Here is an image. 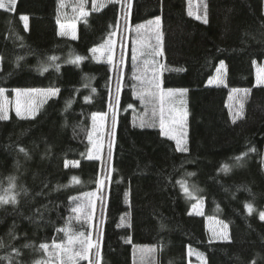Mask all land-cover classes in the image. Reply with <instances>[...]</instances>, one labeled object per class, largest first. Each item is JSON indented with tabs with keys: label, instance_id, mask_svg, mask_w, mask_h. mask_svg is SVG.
Masks as SVG:
<instances>
[{
	"label": "trees",
	"instance_id": "1",
	"mask_svg": "<svg viewBox=\"0 0 264 264\" xmlns=\"http://www.w3.org/2000/svg\"><path fill=\"white\" fill-rule=\"evenodd\" d=\"M77 3L64 0L60 7L58 0H17L14 12L0 10V54L5 57L0 87L10 94L16 88L60 89L35 119H20L11 112L8 121H0V183L7 187L8 178L15 176L28 189V196L17 206L0 208V237L7 242L6 234L15 224V231L27 237L14 241L18 247L26 242L51 243L53 237L59 240L63 233L56 229L71 215L69 197L96 191L91 222L95 229L75 220L72 227L91 231L94 240L102 233V264H133L134 245L155 246L157 264H190L195 259L189 256V248L203 253L207 264H242L252 258L264 264V221L258 218V211L264 210V84L256 80V64L264 61V0H196L199 15L207 5V24L188 15L189 0H131L127 25L118 4L93 12L89 0L85 23L76 18ZM20 15L29 17L27 31ZM157 16L164 55L156 60L167 69L161 77L162 87L188 90L183 107L179 99L175 101L181 112L186 109L188 113V153L175 151V141L160 135L157 125L133 126L134 114L142 111L133 93L137 83L133 48L139 47L140 40L157 45L155 26L147 25ZM58 17L60 22L77 23V39L58 34ZM137 24L146 25L139 37ZM11 28L23 37L24 47L10 36ZM113 30L117 31L114 60L119 64L124 57L119 93L118 73L106 61L91 59L89 51ZM17 55L24 57L19 67ZM53 55L59 57L60 71L50 67L41 74L37 70L40 62ZM74 55L89 58L79 66L65 62ZM220 61L226 65L225 80L209 84ZM138 64L142 67L139 58ZM233 89H249L243 100V118L235 124L232 114L240 110V94ZM69 100L73 103L67 107ZM92 113H104L106 118L100 160L86 158L91 150ZM17 144L30 158L18 151ZM251 146L257 152L249 153L237 166L234 158ZM65 161H79V166L66 168ZM225 164L230 168L227 172ZM187 173L195 175L187 177ZM105 174L110 179L98 189L96 181ZM73 177L79 182H73ZM184 178L201 190L197 195L203 200L202 215H189L196 200H189L177 183ZM246 202L254 206L251 215L244 207ZM38 208L45 220L33 223L28 217ZM207 217L228 225L231 243H209ZM128 238L130 244L125 242ZM39 255L26 249L25 264Z\"/></svg>",
	"mask_w": 264,
	"mask_h": 264
},
{
	"label": "snow or ice",
	"instance_id": "2",
	"mask_svg": "<svg viewBox=\"0 0 264 264\" xmlns=\"http://www.w3.org/2000/svg\"><path fill=\"white\" fill-rule=\"evenodd\" d=\"M89 0H78L74 12L78 14L77 19H83L87 23V17L90 15L89 10L86 8ZM60 7L64 6V0H58ZM108 4L120 5L121 15L124 19L125 25L128 23V19L131 15L132 3L131 0H91V11H99L101 8L107 6ZM189 11L188 15L192 16L193 11L191 9V0H189ZM17 5V0H0V10L7 12H14ZM197 20H200L202 23L207 24L208 21V12L207 5H204V11L202 15H196ZM20 21L23 22V28L25 31L29 27V17L27 15H20ZM57 24L59 25V35L66 36L70 35L73 40L77 39L76 34V24H64L60 22L59 17L57 18ZM117 28L119 26V20L116 22ZM148 26H155L156 35H157V45L152 46L150 42L140 40L139 47L133 48L132 61H133V79L137 82L133 86V93L140 100L141 104L145 108V112L134 118L133 126H139L141 128L145 127H155L158 123L160 129V135L167 137L169 140L175 141V151L180 153H188L189 148L187 146V117L188 113L186 109L182 112H177L175 107V101L179 99L181 107L184 105L183 96L187 93V89H173L168 88L164 89L162 87V74L166 69L163 64H160L156 57H162L164 55L162 37L163 33L160 31L161 18L157 16L154 20L147 22ZM111 27V26H110ZM146 28L145 24L135 25V31L137 36L141 35L142 30ZM117 35V31L113 30L108 34V38L100 45L94 46L89 49L91 53V59L99 60L101 57H106V63L118 73L117 79V93L121 89V81L123 80V65L124 57L121 55L119 64L114 60V48L115 41L113 37ZM10 36L14 41H20V47H24L23 37L19 36L16 33L14 28L10 29ZM98 53L100 55H98ZM89 57L74 55L71 59L65 61L66 63H72L79 66V64ZM138 58L140 64H138ZM5 57L3 54H0V71H2V66ZM23 56H16V65L20 66V61L23 60ZM59 57L53 55L46 58L45 61L40 62L38 66V71L43 74L48 68H54L57 72L60 71V63L57 61ZM151 68V75L149 76V69ZM216 77L212 80H209L208 83L212 84L223 83L225 80L226 74V65L224 61H220L219 67L216 69ZM85 79H88L85 77ZM258 83L264 84V69H261V74L258 76ZM6 89L0 87V121H8L10 119L9 110L6 108L4 101L6 97ZM16 93V103H15V115L20 119H35L38 113V110L42 103L46 102L47 99L56 97L60 93L58 87H49L47 89H14ZM91 91L94 93L96 90L93 88ZM233 93L240 94L237 97L238 103L240 105V110L233 115L232 123H236L237 119L243 118V100L248 96L249 89H233ZM38 94L44 99L39 103H30L28 101L32 100V94ZM27 98L25 103H21V98ZM231 98V97H230ZM85 102H89V97H85ZM73 103L72 100L66 102L67 107H70ZM118 103V98H117ZM158 104V112L156 106ZM152 106L151 117L148 116V108ZM67 107L65 110H67ZM109 107L112 108L113 104L111 103V94H110V103ZM128 107H132L129 105ZM104 113H92L91 119L93 121V130L95 131V125L97 118L101 120L104 118ZM138 120V124H137ZM116 124V113L113 111V128ZM179 126L177 131L176 126ZM114 136V133H113ZM88 140L92 143V149L87 153L86 158L88 160H100V151L101 146L98 141L93 142L92 133L88 134ZM20 153H23L26 158H30L27 150L21 146H15ZM257 149L254 146L248 147L247 151L242 152L239 156L234 158L236 165L241 166V162L249 155V153H255ZM83 155V154H82ZM111 157H112V144L109 145L108 149V166L111 169ZM78 167L79 161H65V167ZM224 171H229L230 168L227 164L223 166ZM195 175L194 173H187V177ZM110 179V176L105 174L104 179H98L96 181L98 189L100 186L105 185V180ZM73 182L78 183L76 177L72 178ZM177 183L180 184L181 189L185 196L189 199H195L197 202L192 204V212L197 215H202V197L197 194L201 191L195 184H190L187 178L178 180ZM67 187V185H58L57 188ZM250 191V190H249ZM42 193H37L40 195ZM28 196V189L17 183V178L15 176L8 178V185L4 187L0 183V208H3L6 205L17 206L23 197ZM97 199V192H86L82 193L80 196H71L70 200V213L68 220L65 222V225L56 229V232L63 233V237L57 240L56 237H53L51 243L41 242L38 245L32 242H26L21 244L19 247L16 246L14 241L19 239H27L26 235L21 237L15 231V224L12 228L9 229L7 236V242L4 237H0V251H3V255H0V261H6L7 264H25L24 261V251L26 249H32L34 253H39V257L33 259L31 264H81L82 261H87V264H102V233H97V238L93 239V233L91 231H76L72 227V222L88 223L90 227L95 229V225L91 222L94 220V209L95 201ZM47 208V205L44 206ZM248 214L251 215L255 209L252 203L246 202L244 205ZM258 218L260 221H264V210L258 211ZM28 219L37 223L39 221L45 220L44 213L38 208L28 217ZM216 223L222 225L221 231L213 230L212 236L209 239V243H213L216 240L221 242H232V237L228 231V225L223 223V221H216ZM130 226V225H129ZM166 226L163 222L160 223V228L164 229ZM126 243H131V239L128 238L125 241ZM156 252L155 247L147 246H137L133 249V264H144L146 257L153 255ZM195 255L200 264H207V260L203 253L196 251L195 249L189 248V256ZM239 259V258H238ZM242 264H258L257 259L252 258Z\"/></svg>",
	"mask_w": 264,
	"mask_h": 264
},
{
	"label": "rangeland",
	"instance_id": "3",
	"mask_svg": "<svg viewBox=\"0 0 264 264\" xmlns=\"http://www.w3.org/2000/svg\"><path fill=\"white\" fill-rule=\"evenodd\" d=\"M195 2H196V0H192L191 1V9L193 11V14L196 16V15H199V13L197 12V8H196V5L197 4H195ZM61 23H64L66 25L75 23L76 24V34H77L78 29H77V23L75 21L74 22H61ZM68 36H70V35H68ZM113 40L115 41V48H116V36L113 37ZM115 48H114V54H115ZM98 55H100V54L98 53ZM100 60L106 61V57H103L102 56ZM261 69H264V61L262 63H259V64L257 63L256 64V80H257V82H258V76L261 74ZM216 75H217V73L215 72V74L211 78V80L214 77H216ZM16 89H47V88H16ZM5 95H6L7 99L4 101V103H5L6 108H8V110H9V116H10L11 112H15L16 93L13 90H12L11 94L8 91H6V94ZM26 99L27 98H23L22 97L21 98V103L22 104L25 103ZM43 99L44 98L42 96H39L38 94H35L34 93V94H32V100L31 101H28V102H30V103H39ZM44 103H42V105L40 106V108L43 106ZM175 107H176L178 113L181 112L180 111V108H178L177 105H175ZM156 110L158 112V104L156 106ZM144 112H145V108L142 105V111L139 114H134L133 117L136 118V117L142 115ZM151 112H152V106H149V108H148V116L146 118H150L151 117ZM105 124H106V118H105V116H104L103 120H101L98 117L97 118V121H96V125H95V129L96 130L95 131L92 130V132H91L92 133V140H93V142L98 141L99 144H100V146H101V151H100V156L101 157H102V154H103L104 134H105V131H106V125ZM137 124H138V120H137ZM157 126H158V123H157ZM176 129H177V131L179 130V126L178 125L176 126ZM92 147H93V145L91 143V148L90 149H92ZM201 211L203 213V205H202ZM216 221H220V220H218L216 218H213V217H207V227H208V231H209L210 237L212 236L213 230H216V231H221L222 230V225L216 223ZM123 223L127 224V220L124 219L123 220ZM137 246L155 247V246H148V245H134L133 246V249L135 247H137ZM191 256H194L195 261L191 262L190 264H200V262L197 260V258H196V256L194 254L191 255ZM133 260H134V258H133ZM144 264H157L156 252L153 255H149L148 257H146V259L144 261Z\"/></svg>",
	"mask_w": 264,
	"mask_h": 264
}]
</instances>
